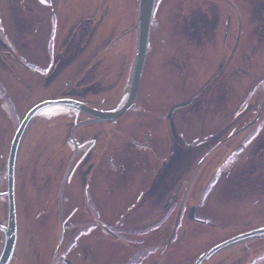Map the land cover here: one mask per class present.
<instances>
[{
    "label": "rangeland",
    "instance_id": "obj_1",
    "mask_svg": "<svg viewBox=\"0 0 264 264\" xmlns=\"http://www.w3.org/2000/svg\"><path fill=\"white\" fill-rule=\"evenodd\" d=\"M11 1L0 0V34L5 36L0 45L5 38L6 50L15 58L0 50V192L15 124L31 106L58 97L108 111L123 104L138 7V0ZM155 1L135 103L116 119L75 129L77 154L60 201V182L74 151L69 133L87 117L74 109L52 108L27 125L15 165L18 238L9 264H66L65 259L71 264H189L221 241L264 227V107L256 116L264 93V0H251L245 21L231 20L228 28L224 16L231 4L214 0L212 6L220 10L208 16L206 0ZM186 15L200 27L203 15L207 22L220 19L215 36L187 40L178 26ZM228 56L230 76L223 79ZM238 65L247 73H232ZM190 98L188 106L173 110L169 133L166 118L159 116ZM191 109L192 139L197 141L187 146L186 126L177 120L191 115ZM139 133L151 146L142 157L128 141ZM83 134L95 138L94 147L100 149L90 147L93 158L83 159ZM107 154L125 172L110 168ZM91 163L97 170L89 179L86 201L78 174ZM102 167L106 177L99 191L96 175ZM143 172L149 190L141 200L135 198L132 177L141 179ZM177 184L179 190L170 187ZM165 193L176 194V200L169 203ZM5 198H0V212L7 214V207L2 210ZM192 206L195 217L189 219ZM131 211L135 216L126 214ZM98 212L103 222L117 219L128 228L127 243L95 229ZM149 227L156 230L133 239ZM76 233L83 235L74 241ZM135 240L142 246L133 245ZM83 255L87 259L81 263ZM200 264H264V235L224 247Z\"/></svg>",
    "mask_w": 264,
    "mask_h": 264
},
{
    "label": "water",
    "instance_id": "obj_2",
    "mask_svg": "<svg viewBox=\"0 0 264 264\" xmlns=\"http://www.w3.org/2000/svg\"><path fill=\"white\" fill-rule=\"evenodd\" d=\"M155 0H138L137 7V19H136V39L132 54V60L127 80V86L124 96L123 104L115 110H100L81 102H78L73 99H55V100H45L39 102L32 106L24 115L22 120L20 121L10 143V147L8 150L7 161H6V175H5V196H6V205H7V215L5 225L0 226V229L3 232V241L0 252V264H8L13 256V252L16 245L17 238V225H16V210H15V201H14V171H15V162L17 157V152L19 148V144L23 137V134L27 128V125L35 119L38 115L44 112L46 109L54 108V107H68L75 110H78L90 118L84 121V119L79 120L72 130H71V138L74 141L73 133L74 129L86 122H103L116 119L121 116L135 101L137 95V87L140 79V75L144 66L147 43L149 37L150 24L153 14ZM127 96V97H126ZM126 98V99H125ZM78 102V103H77ZM184 105V104H182ZM42 111V112H41ZM39 113V114H38ZM38 114V115H37ZM37 115V116H36ZM34 117V118H33ZM76 155V147L74 153L69 161L67 169L61 179L60 187L58 191V200L60 201L61 190L68 174L69 168L74 160ZM194 211L195 208L192 206L188 212V218L194 219ZM260 235H264V227L251 229L240 234H236L205 252L201 253L191 264H200L205 258L214 252L227 247L231 244H234L239 241H243L249 238L257 237ZM66 264H70L69 261H66Z\"/></svg>",
    "mask_w": 264,
    "mask_h": 264
},
{
    "label": "flooded vegetation",
    "instance_id": "obj_3",
    "mask_svg": "<svg viewBox=\"0 0 264 264\" xmlns=\"http://www.w3.org/2000/svg\"><path fill=\"white\" fill-rule=\"evenodd\" d=\"M213 1L214 0H206L205 7H204V14L209 11V13L207 14L208 16L212 15V13H215L217 15V12H219L220 9L216 8V6H215V8L212 6V2ZM218 1L223 2L224 4H231L233 6V8H232L231 11H230V8H228V13H226V16H224L225 17V21H226L225 27L228 28L231 25V20H233V24H236V23L237 24L238 23L239 24H242L245 21V19H246L245 11L247 10L248 6L251 5V0H218ZM232 16L234 17V19H231ZM190 18H191V20H190ZM201 18L204 19V21H201V22H203L202 27H200V26H198V25L195 24V21L192 18V15H188V16L186 15V17L181 18V24L179 23L178 26L180 28V32H181L182 36L185 37L187 40L192 41V42L193 41L199 42V41H201L203 39L207 40V39H210L211 38V37L209 38V36H215L216 27L219 28V26H220V24H218L219 21H220V19L218 21L217 20H215V21L214 20H210V22H207L208 19L206 18V16L203 15ZM223 18H222V23L224 22V19ZM240 21H241V23H240ZM153 25H154V21L152 20L151 29H150V35H151V32L153 31ZM196 27H199L200 28V31H197L195 29ZM227 33L228 32L226 30L225 31V35H222V39H223V42L224 43H225V40H226ZM218 36H221L220 35V32H218V35L216 37H218ZM150 38H151V36H150ZM148 51H149V48H148ZM228 58H226L227 59V62H226L225 67H224L225 73L222 75L223 79L224 78H227L228 76H230V73H229L230 72V70H229V67H230V57L228 56ZM231 71L234 74H237L236 71H240L241 73H243V72L244 73H247V72L243 71L242 69L240 70V66L239 65H238V67L236 66ZM260 81H262V79ZM219 84H220V82L217 83L213 87L216 88V86H218ZM256 85L259 88L258 82H256L255 86ZM243 86H241V87H243ZM233 89H235V88H233ZM263 95H264V93H263ZM262 100H263V96H262L261 100L259 101L258 107H260V105L262 103ZM182 102L183 103H186V101H182ZM191 102H192V98L189 99L188 103L185 106H188V104H190ZM247 102H248V100H247ZM178 104H180V103H178ZM178 104H176V105H178ZM176 105H174L173 107H170L169 111L167 112V114L165 116H163V115H160L159 116L162 119H164V117L166 118L165 122H166V127L169 130V133H172L171 131L174 130V127H173L172 123L170 122L171 120H173V119H171L172 117L176 118V116L173 114V110H175L177 108L185 107V106L176 107ZM190 113H191V115L181 116V121L180 120H177L179 123H182V124H184V126H186V131H184V133L187 134L186 138H190V140L188 142H185V145H187V146L189 144L193 143L194 141H197V140H193L192 139L193 138L192 137V128H193V122H194V116L192 115V109H191ZM260 116H258V118ZM224 118L225 119L228 118L227 117V114L224 116ZM189 127H191V128L189 130H187ZM259 131L261 132L262 129L261 128L258 129V131H257L258 134H259ZM180 133H182V132H180ZM132 136L133 137H131L128 141H129V143L134 148H137L139 150V151L136 152L137 155H139L140 157H142L143 155H145V152L144 151L147 150L146 148L150 149V147H151L150 144L145 141V138L147 136L144 137V133H142V134L139 133L136 136L135 135H132ZM79 141L81 143V146L82 145L83 146L84 145L87 146L86 149L84 150L83 159H85L86 156H88V155L89 156H92L91 153H90V150H89L90 147H91L92 150L95 149L98 152L100 150V149H98V145L97 144H96V147H94L95 138H90V137H87L85 134H83L79 138ZM91 145H93V146H91ZM83 146H82V148H83ZM142 153H143V155H142ZM92 158H93V156H92ZM106 158L108 160V164H109L110 168L111 167H114L116 169H119L120 171L125 172V169H124L123 164L117 162V159L115 161L111 157L110 154H107ZM80 159H81V156H80ZM115 165H116V167H115ZM87 166L88 165H86L85 166V169L81 170L79 172V174H78L79 175V183H80V186L82 187V191H81L82 192V196L84 198H86V201H87V199L90 198V194H89V191H88L89 179L92 176V173H93L92 171L95 170V169L97 170V166H94L93 163H91L90 166H88V167ZM105 174H106V170H104L103 167H102V169H100L99 170V173L96 175V177L98 178V181H99V184H98L99 191H100V188H101V178H102V176H105L106 177ZM132 179L134 180L133 181V184H136V192H135L136 195H135V198L136 199H141V200L145 199V197L148 196L147 194H148V190H149V178H148V176L145 175V173L143 172L141 179H137L136 178V175H133ZM90 187H92V185L89 186V189H90ZM170 187H175V191H176V190H179V188L181 187V184L170 185ZM95 191L98 192V190H95ZM164 196L166 197V201H168L170 203V202H174L176 200V196L177 195L176 194H169V193L167 194V193H165L163 195V197ZM167 196H168V199H167ZM105 197H107V196L105 195ZM0 198H5L4 192H0ZM141 200H139V201H141ZM4 204L5 205H4V207H3L2 210H5L6 209V203H5V201H4ZM5 212H3V211L0 212V226L5 225V222H6V214H5ZM131 212L132 213L127 212L126 214L128 216L129 215L130 216L131 215L132 216H135V213L136 212H134V211H131ZM16 213H17V210H16ZM85 213H87V212H85ZM100 214L101 213L98 212L97 214L95 213V215H93V218L95 219L94 220V223H97L95 229L98 228V229L102 230L107 235V237L109 239H111L112 241H114V242L117 241V243H120V241H121V243H127L126 241L123 240V238H125L124 236L127 237L128 233H126V232H127V229L128 228H125L124 229L123 226H122V222H120V220H117V219L114 220V222H111L109 224L106 223V222H103V219L100 217ZM146 217H150V216L147 215ZM136 219H137V217H136ZM86 223L88 224L89 222H86ZM82 225L83 224H81V226ZM130 229L132 230V228H130ZM152 229H155L156 230V228H152ZM152 229H151V227H149L146 230L141 231V233L140 232H137L136 235H134L135 238H133V239L140 240L139 238L141 236H143L144 234H146L145 231L147 232V231H150ZM61 234H62V232H61ZM87 234H88V236H91L92 235L90 233H87ZM79 235H83V234L82 233H78V234L76 233L74 235V241H75V239ZM17 238H18V228H17ZM89 239H92V238L90 237ZM136 240L132 244L134 245L135 243H137V245L140 246L141 245L139 243L140 241H136ZM2 241H3V232L0 229V251H1V247H2ZM16 243H17V241H16ZM84 246H85V244H84ZM148 247H150V246H148ZM67 250L69 251L70 248H68ZM67 250H66V252H68ZM83 259H87L85 255H83L79 259L81 263H84L85 262ZM64 261L66 262V261H69V260L68 259H65Z\"/></svg>",
    "mask_w": 264,
    "mask_h": 264
},
{
    "label": "trees",
    "instance_id": "obj_4",
    "mask_svg": "<svg viewBox=\"0 0 264 264\" xmlns=\"http://www.w3.org/2000/svg\"><path fill=\"white\" fill-rule=\"evenodd\" d=\"M13 2H14V0L11 1L10 4H12ZM18 6H19V5H18ZM20 6H21V5H20ZM1 37H5L4 34H3V32H2V34H0V38H1ZM2 44L4 45L5 48H3V45H0V50H1L2 52H5V54L7 55V57L10 58L11 60L15 59V58H12V57L10 56V54H9V53H10V50H8V51L6 50L7 46H6V44H5V38L2 40ZM1 48H3V49H1ZM4 59H6V58H4ZM12 64L16 65V62H15V61H12ZM16 66H17V65H16ZM70 111H72V109H70ZM64 121H65L66 123L69 122V123L71 124V126L74 124V122L72 123V122H70V120H65V119H64ZM57 122H59L58 128H60L61 125L63 124V121H62V120H59V121H57ZM18 123H19V122H17V123L15 124L14 131H15V129L17 128Z\"/></svg>",
    "mask_w": 264,
    "mask_h": 264
},
{
    "label": "snow or ice",
    "instance_id": "obj_5",
    "mask_svg": "<svg viewBox=\"0 0 264 264\" xmlns=\"http://www.w3.org/2000/svg\"><path fill=\"white\" fill-rule=\"evenodd\" d=\"M40 2L43 4L46 2V0H40ZM36 71H39V69H36ZM78 103V102H77ZM152 230H155V229H152ZM89 231H91V229H89ZM78 238V237H77Z\"/></svg>",
    "mask_w": 264,
    "mask_h": 264
}]
</instances>
